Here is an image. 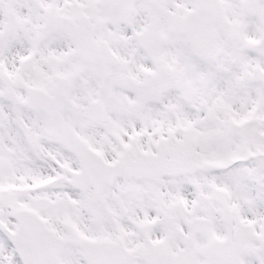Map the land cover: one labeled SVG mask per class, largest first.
Masks as SVG:
<instances>
[{"label": "snow or ice", "instance_id": "1", "mask_svg": "<svg viewBox=\"0 0 264 264\" xmlns=\"http://www.w3.org/2000/svg\"><path fill=\"white\" fill-rule=\"evenodd\" d=\"M0 264H264V0H0Z\"/></svg>", "mask_w": 264, "mask_h": 264}]
</instances>
